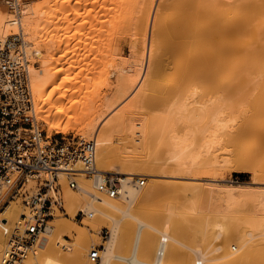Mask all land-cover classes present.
<instances>
[{
	"label": "bare ground",
	"instance_id": "obj_1",
	"mask_svg": "<svg viewBox=\"0 0 264 264\" xmlns=\"http://www.w3.org/2000/svg\"><path fill=\"white\" fill-rule=\"evenodd\" d=\"M165 1L162 13L155 0H16V12L7 0H0V40L22 32L29 53L27 75L35 123L47 136L53 131H75L82 140L93 139L95 168L124 175L118 178L123 192L117 197L98 192L84 171L75 175L77 188L68 187L61 175L65 214L83 211L81 225L56 211L48 224V243L24 264H61L71 253L74 264H115L116 260L170 264L179 249L189 257L183 264H264V0ZM126 41L133 61L124 66L116 63L114 93L97 103L95 86L88 89L90 80L105 79L107 64L113 63ZM148 69L153 78L147 82ZM144 79L148 87L142 85ZM162 80L197 86L200 96L209 100L206 97L188 113L182 107L179 120L185 130L171 134L164 142L166 148L153 155V164L171 168L170 175H164L171 182L137 186L132 180L149 174L143 172L144 162L128 158L126 152L148 146L157 126L152 117L132 113L147 103H162L164 97L162 104L168 101L172 93L162 96L157 91ZM245 88L248 106L234 108L235 95ZM125 96L134 98L107 120L105 112L117 111ZM171 106L166 107L170 115L175 111ZM170 115L159 120H167L166 126ZM115 136L120 146L113 144ZM219 166L253 169L259 185L219 182L214 173ZM162 192L174 199L184 194L202 200L213 210L202 208V214L196 213L193 203L182 206V202L164 203L160 212L146 211L145 202ZM179 198L177 203L182 201ZM20 211L16 201L0 211V254L10 223ZM187 213L200 215L193 218L195 224L184 220ZM100 226L108 227L110 234L99 251L101 260L88 262L74 245L82 241L91 248ZM130 230V249L122 252L120 242ZM148 244L150 254L142 258L141 250Z\"/></svg>",
	"mask_w": 264,
	"mask_h": 264
},
{
	"label": "built area",
	"instance_id": "obj_2",
	"mask_svg": "<svg viewBox=\"0 0 264 264\" xmlns=\"http://www.w3.org/2000/svg\"><path fill=\"white\" fill-rule=\"evenodd\" d=\"M7 3L11 11H17L16 0ZM28 63L22 32L0 40V211L11 201L21 207L8 228L1 264H24L46 246L51 231L48 224L56 211L66 215L61 175L70 188H77L75 175L81 170L95 182L98 192L108 197L123 192L119 176L95 168L93 139L64 133L47 136L35 123ZM132 182L140 186L145 179L138 176ZM76 214L84 215L83 211ZM99 249L93 246L88 253L92 262L98 261Z\"/></svg>",
	"mask_w": 264,
	"mask_h": 264
},
{
	"label": "rangeland",
	"instance_id": "obj_3",
	"mask_svg": "<svg viewBox=\"0 0 264 264\" xmlns=\"http://www.w3.org/2000/svg\"><path fill=\"white\" fill-rule=\"evenodd\" d=\"M239 1V0H238ZM242 1H244V0H242ZM241 1V2H242ZM246 1V0H245ZM155 2L158 4V8H159V6H160V8L162 7V13H164L165 11H164V9H163V5L165 4V0H155ZM233 2H235V3H239V2H237V0H233ZM157 10H161V9H157ZM128 42L126 41V42H123V44H122V47H121V49H120V51H119V54H118V56H116V58H115V60H113V63L110 65V63H108L107 64V69H108V72H107V74L105 75V76H102V77H105V79H103V78H100V79H96V82H93V80H90V82L92 83H90V88L88 87V89L90 90H93L94 88H95V91L97 92V103H100V102H105L107 99H108V97L111 95L112 96V94L114 93V89H115V85H116V69H115V67H116V65L117 64H123L122 66H124V65H128V64H130L129 63V61H130V58L132 59V55L130 54L131 52V49L129 48L130 46L127 44ZM159 49H158V51H157V53L159 54ZM128 52H130V53H128ZM120 56H122V57H120ZM131 56V57H130ZM155 58L157 59V58H159V55H156L155 56ZM122 61V62H121ZM131 61H133V60H131ZM130 61V62H131ZM117 63V64H116ZM140 62H138V64H139ZM142 63V64H141ZM141 63L139 64L140 65V67H141V71L143 70V67H144V64H145V59L143 60V61H141ZM115 64V65H114ZM111 66V67H110ZM119 66V65H118ZM149 70V69H148ZM114 71H115V73H114ZM150 73V74H149ZM146 74H148L147 76H146V81L148 80H151L152 78H153V75H151V70H149V72L147 71L146 72ZM150 75V76H149ZM145 79H144V81H145ZM143 81V82H144ZM146 81L144 82V83H142V85L143 84H145L146 83ZM147 81V82H148ZM104 84V85H103ZM160 86L158 87V89H161V90H158L157 89V91H161L160 93L159 92H154L153 91V93H154V95H156L157 94V96H158V93L160 94V95H162L161 93L163 92V93H165V94H169V93H172V95H170V96H167L168 97V101H166L165 102V104H162L163 103V101H165L164 99H166L165 97L163 98V101L161 100V102L162 103H160V102H158L157 104H146L145 106H142L141 108H138V109H135V111L132 113V115H136L135 117H137V116H144V117H152L153 119H155L156 120V125L155 126H157V127H155L154 128V131H153V134H152V137H151V140H150V143H148V146H146L145 148H141V149H139V151H136L135 153H133V152H131V151H129V153L128 152H126L127 154H128V158H130V159H134L135 158V160H139V161H142V162H144L143 163V165H144V168L146 169H144L143 170V172H145V173H147V174H149V176H145V175H142V174H140V175H138V176H143L144 177V179H145V182H144V184H143V187H144V185H145V187L146 186H148V184L149 185H151L152 183H165V184H167V183H169V182H171L170 181V178H168V177H166V176H164V175H170L169 173V171H171V168H167L166 166H164L165 168H163V167H159V166H157L156 164H153V155L156 153V152H160V150L161 151H163L164 150V148H166V145H165V143L170 139L169 137H171V134H173V133H177V131H178V134H181V132H183L184 130H185V124H184V122L182 123V121L181 120H179L180 118V116L183 114H180L179 115V113L181 112V108L183 107V111H187V113H188V111L191 109H194V107H198V106H200L201 104H200V101H202V102H204L205 100L207 101V99H208V97H207V99H206V97H203V96H200V94H199V90H198V88H195V87H197V86H187V85H182V86H179V85H176V84H173V83H171V82H168V81H166V80H162V81H160ZM95 86V87H94ZM144 86H147L148 87V83H147V85L145 84ZM94 87V88H93ZM197 90V91H196ZM248 92V89H241V91H239V93L238 94H236L235 95V97H234V101H233V107L234 108H237V107H239V106H248V101H249V97H246V98H244V95H246L245 93H247ZM134 95H136V93L134 94ZM247 95H248V93H247ZM110 96V97H111ZM162 96H164V95H162ZM249 96V95H248ZM109 97V98H110ZM105 98H107V99H105ZM124 98H126V99H124L121 103H119V105L117 106V111H111V110H109V111H106L105 112V114L104 115H106V117H107V120H108V118H113L114 117V115H116L117 114V112L118 111H120L121 109H122V107L123 106H125L132 98H134V96H132L129 100H128V98H129V96L127 97V96H125ZM159 98H162L161 96H159ZM82 99V98H81ZM105 99V100H104ZM172 99V100H171ZM203 99H205V100H203ZM167 100V99H166ZM209 100V99H208ZM100 101V102H99ZM170 101V102H169ZM173 101H175V102H173ZM168 102H169V104H168ZM179 102V103H178ZM173 103H175L176 105H175V107H174V104ZM77 104H79V103H77ZM121 104V105H120ZM171 104H172V106H171ZM181 104V105H180ZM161 105H163V106H161ZM171 106V107H174V108H171V109H174L175 111H173L172 112V110H171V115H170V113H169V109H167L166 107L167 106ZM179 105V106H178ZM197 105V106H196ZM176 107H177V109H176ZM180 107V108H179ZM187 107V109H185V108ZM193 107V108H192ZM99 111L101 110V109H103V105H101V106H99ZM247 108V107H246ZM115 109V110H116ZM120 109V110H119ZM158 109V110H157ZM179 109V110H178ZM185 109V110H184ZM137 110V111H136ZM160 110H162V111H160ZM168 111V113L169 114H167V113H165V111ZM178 110V111H177ZM152 112V113H151ZM164 113H165V116H164ZM174 113H175V115H176V117L174 116ZM186 113V114H187ZM113 114V115H112ZM138 114V115H137ZM159 114V115H158ZM184 114H185V112H184ZM185 114V115H186ZM109 115H111V116H109ZM166 115H170L169 117L172 119H170L169 118V120L168 121H170V123H166V126L164 125V123L167 121H165V122H163L162 120H164L165 118L164 117H166ZM172 115H173V117H172ZM183 116V115H182ZM187 116V115H186ZM157 117H158V119H157ZM160 118H164V119H161V121L159 120ZM173 118H174V120H173ZM157 121H160V122H163L162 124L160 123V122H157ZM172 121V122H171ZM176 121V122H175ZM179 121H180V123H179ZM171 123H172V127H171ZM173 123H176V124H173ZM179 123V124H178ZM182 123V124H181ZM40 124V123H39ZM170 124V125H169ZM168 125V126H167ZM177 125V126H176ZM181 125V126H180ZM164 128H163V127ZM171 128H170V127ZM174 126V127H173ZM169 128V130H168V128ZM157 128V129H156ZM161 128H163V129H161ZM165 128L167 129V130H165ZM176 128V129H175ZM171 129V130H170ZM176 131H175V130ZM163 130V131H162ZM172 130H174V131H172ZM162 131V132H161ZM165 131V132H164ZM167 131V132H166ZM170 131V132H169ZM154 132H155V135H154ZM157 132V133H156ZM158 132H160V134L158 133ZM165 133V135H164V133ZM56 133H61V132H56V131H53L50 135H53V134H56ZM169 134V136H167V134ZM64 134H74L75 135V131H70V132H68V133H64ZM161 134H162V136H164V137H162L161 136ZM76 136H78V135H76ZM166 137V138H165ZM90 138H92V137H90ZM115 139H114V141H113V144L114 145H116V146H120L121 145V141H119V139H118V137L117 136H115L114 137ZM161 138H163V141H162V139ZM89 139V138H88ZM168 139V140H167ZM167 140V141H166ZM165 142V143H164ZM131 153V154H130ZM138 163H140V162H138ZM114 169V171H118L119 170V168L118 167H115V168H113ZM253 169H251V170H237V169H232L231 167H227V166H219L217 169H215V171H214V173L215 174H217V178H218V181L219 182H224V183H228L229 181H230V183H245V184H251V185H255V186H258L259 185V181H258V179H256V175H257V173L255 172V171H252ZM166 171V172H165ZM235 173H237V174H235ZM162 174V175H161ZM115 175H117V176H124V175H121V174H116L115 173ZM168 179V180H167ZM220 179V180H219ZM162 181V182H161ZM166 181V182H165ZM169 181V182H168ZM258 181V182H257ZM172 182H174V181H172ZM175 182H178V181H175ZM184 182V181H183ZM186 182V181H185ZM257 182V183H256ZM178 183H180V182H178ZM182 183V182H181ZM176 195V194H175ZM168 196H170V197H168ZM174 197V195H167V194H165V193H160L158 196H155L153 199H149V200H147L146 202H145V204H144V209L146 210V211H148V212H160V210L163 208V207H165L168 203L169 204H179V205H181L182 204V202H183V204H182V206L183 205H186V206H189V205H191L192 203V208L194 207L195 209V211H196V213H201L202 211H201V209L203 210V212L205 211V209L207 210V208L208 209H211V206H209V205H207L205 202V204L203 203V201L202 200H197V199H195L196 200V203L194 202L195 200L193 199V200H190V199H192L190 196V198L188 199V196L187 195H185L184 196V194H182V195H176L178 198L180 197V196H182V198H181V203L179 202V203H177L178 202V198H176V199H174L173 197ZM173 199H172V198ZM170 198V199H169ZM180 198H179V200H180ZM184 198V199H183ZM171 200H173V202L171 201ZM174 200H177V201H174ZM171 201V202H170ZM189 201H190V203H189ZM148 202V203H147ZM187 202V203H186ZM166 205H165V204ZM189 203V204H188ZM146 205V206H145ZM178 205V206H179ZM194 205V206H193ZM203 205V206H202ZM198 206V207H197ZM208 206V207H207ZM200 207V208H199ZM149 208V209H148ZM158 208H159V210H158ZM164 209V208H163ZM211 210H213V208L211 209ZM201 211V212H200ZM202 212V213H203ZM76 213V212H75ZM195 212H193V214H194ZM201 213V214H202ZM213 213V212H212ZM212 213H210L209 214V216L211 215V218H212ZM188 214V215H187ZM187 214H185L184 216H186V218H184V220L186 219V222L187 223H189V224H195L196 222H192V220H193V218H194V220H196V218L197 217H199V216H197L196 217V215H198V214H196V215H192V214H189V213H187ZM189 215L192 217L191 218V222H188V220L190 221V218H189ZM62 216L63 217H66V218H68V219H70V220H72V221H74L76 224H78V225H81V216L79 215V214H74V215H64V214H62ZM182 215H180V217H181ZM188 216V217H187ZM179 217V218H180ZM181 219V218H180ZM188 219V220H187ZM199 219V218H198ZM184 220H182V222L184 221ZM193 220V221H194ZM198 221V220H197ZM185 221L183 222V224H184V226L185 225H188L187 223H186ZM108 231V232H105V231ZM95 234H97V238H95L94 239V241L91 243V248L93 247V246H96V247H98L99 246V251L104 247V245H105V240H106V238L109 236V234H110V231H109V229H108V227H104V226H100L99 228H98V230L96 231V232H94ZM129 237V238H128ZM88 238L89 239H91L89 236H88ZM131 240H132V230H130V231H128L127 233L125 232V234L123 235V238H122V240H121V242H120V249H121V251L122 252H127L129 249H130V244H131ZM229 243H231V241L229 242ZM229 243H227V248L228 249H230V246H229ZM86 246V244H84V242H79V244H77V245H74V250H82L83 251V258L86 260V257H87V261L88 262H92L90 259H89V255H88V253L91 251V248H89V247H85ZM146 246V247H145ZM150 244H148V245H144L143 246V248H142V250H141V257L142 258H147L148 256H149V254H150ZM146 250V251H145ZM85 251V252H84ZM147 251H149V252H147ZM179 254H178V256L176 257V258H174V259H172L171 261L172 262H170V264H183V262L185 263L186 262V260H185V258L187 259V260H189L188 258V256L186 255V253H185V251L183 250V249H179ZM181 253V254H180ZM185 253V254H184ZM86 254V255H85ZM99 254V253H98ZM145 255V256H144ZM84 256H86V257H84ZM182 256V257H181ZM187 256V257H186ZM185 257V258H184ZM178 258V259H177ZM180 258V259H179ZM183 259H184V261H183ZM101 260V258H100V255H99V260L98 261H100ZM174 260V261H173ZM97 261V262H98ZM96 262V263H97ZM182 262V263H181ZM169 263V262H168ZM61 264H74V258H73V254L71 253L69 256H68V258H66V259H63L62 260V263ZM115 264H127L126 262H124V261H120V260H116L115 261Z\"/></svg>",
	"mask_w": 264,
	"mask_h": 264
},
{
	"label": "trees",
	"instance_id": "obj_4",
	"mask_svg": "<svg viewBox=\"0 0 264 264\" xmlns=\"http://www.w3.org/2000/svg\"><path fill=\"white\" fill-rule=\"evenodd\" d=\"M235 174H237V173H235Z\"/></svg>",
	"mask_w": 264,
	"mask_h": 264
}]
</instances>
